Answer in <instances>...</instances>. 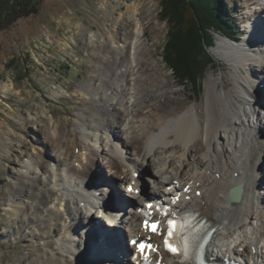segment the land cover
<instances>
[{"label": "bare ground", "instance_id": "6f19581e", "mask_svg": "<svg viewBox=\"0 0 264 264\" xmlns=\"http://www.w3.org/2000/svg\"><path fill=\"white\" fill-rule=\"evenodd\" d=\"M239 4L244 9L249 8L246 27L250 34L238 47L228 44L227 40L218 42V51L234 67L232 76L235 98L240 99L238 107L234 106L235 98L228 95L232 107L219 110V96L215 93V84L209 80L206 82V117L202 122L198 108L178 110L165 103L168 91L155 82L157 71L150 74L149 66L142 64L150 48L143 39L140 4L137 1L126 4L130 17L135 20L133 37L118 38L112 31L108 38L104 37L108 49L97 52L100 57L95 70L98 79L81 87L97 103L95 115L79 116L73 127L81 136L73 151L68 152L67 146L56 137L57 160L67 161V166L56 168L55 172L41 178L50 168L36 171L30 168L28 160L23 165L24 171L20 170L27 177L17 179V185L11 186L10 226L16 229L25 221L35 233L27 237L33 239V245L41 251L30 264H104L98 260L102 257L113 264L114 255L122 256L120 262L136 264V252L129 246V240L145 235L142 229L145 210L160 219L163 228L168 220L165 214H180L199 222L205 220L207 230L214 229L206 247L208 259L264 263V121L259 120L256 112L251 119L246 116L251 102L249 95L261 99L262 102L257 103L261 111L257 112L264 114V99L260 95L264 79H252L250 66L256 61L260 74L264 75V36H256L257 33L264 35V0H239ZM94 36L102 37L92 32L89 44L94 42ZM250 44L258 46L259 57ZM240 68L249 72V77H245ZM227 114L238 118L239 124L232 123ZM83 120L87 129L79 126L84 125ZM105 123L118 126L126 136L125 141L117 139L121 144L115 143L106 131L103 134L92 131L95 127L101 130ZM172 133L175 141L169 140ZM197 135L206 141V152L198 158H189V142ZM134 136L145 146L138 153L124 152L122 145H133ZM100 142L114 145L110 144L109 151L115 159L114 170L111 169L115 181L99 177L93 171L96 161L101 159ZM178 142L185 148L176 145ZM173 145L176 147H170ZM104 149L106 156L102 158L109 161L110 153ZM152 159L161 160L163 166L151 177L155 193L149 196L155 198L150 199L145 196L146 180L142 179V174L145 163ZM104 181L108 182L107 186ZM39 182L45 185L47 192L42 199L33 197L30 192ZM121 187L125 189L123 193ZM234 188L240 189L233 193L232 201L229 197ZM83 195L85 200H82ZM37 207H41V212ZM94 210L101 222L109 221L107 227L96 222L92 215ZM113 210L119 211V226L114 223ZM83 214L86 220L82 224ZM112 227L115 230H108ZM151 237L158 246L157 252L152 254L156 259H162L164 264H182L164 252L161 237ZM69 238L73 242L67 246ZM97 240L101 242L96 244ZM21 241L28 243L29 240ZM42 254L45 261L40 259Z\"/></svg>", "mask_w": 264, "mask_h": 264}, {"label": "rangeland", "instance_id": "374dc122", "mask_svg": "<svg viewBox=\"0 0 264 264\" xmlns=\"http://www.w3.org/2000/svg\"><path fill=\"white\" fill-rule=\"evenodd\" d=\"M136 1L140 4L137 5L139 18L143 22L145 31L143 39L150 48V53L146 55V60H143L142 64L146 68L149 66L150 74L157 71L158 78L155 82L161 84L160 88L167 89L169 98L165 99V103L168 107H175L178 110L198 108L202 122L206 117V82L209 80L215 84V93L219 96L217 99L219 110L222 111L230 105L228 95L235 98V83L232 76L234 67L218 51V42L227 40L228 44L238 47L250 34L246 27L248 25L246 14L249 8L241 7L239 0H223V2L227 15L234 19L241 36L237 41H233L222 35H215V44L209 52L214 57L216 65L207 67L196 87L180 84L165 62L166 49L174 42L171 36L174 28L168 20L162 18L164 10L162 0H42L37 15L21 19L8 30L0 33V264H30L40 256L38 253L41 251L33 245L34 240L27 237V235L35 236L32 228H29L25 221L22 227L13 229L14 227L10 226L11 186L17 185V179L27 177V174H21L20 170L24 171L23 165L28 160L30 168L36 171L50 168V171L41 178L55 172L56 168L62 169L67 166V161L57 160L56 137L59 143L67 146L68 152L73 151L75 144L79 143L81 134L77 133L73 126L77 124L80 115L92 117L97 110V103L84 93L81 87L90 80L98 79L95 70L99 65L100 57L97 52L108 49L104 37L108 38L111 31L118 38L133 37L135 20L130 17L126 4ZM92 32L102 37L97 39L94 36V42L89 44ZM256 36L264 35L257 33ZM253 45L249 46L256 49L255 56L259 57L258 46ZM250 66L252 79H264L256 61L251 62ZM239 71L245 77H249V72L245 69L240 68ZM173 88L175 90L172 92ZM263 93L264 88L260 89V95L264 99ZM239 100L235 98L234 106L238 107ZM249 100L251 102L247 107V118L251 119L256 112L259 120L264 121V114L258 113L261 108L257 103L262 102L261 99L249 95ZM226 116L232 120V123L239 124L238 118L229 114ZM83 122L84 125L81 123L79 126H85L87 129L86 122L84 120ZM109 126L113 128L110 129ZM92 131L97 134L106 131L108 136L119 144L121 143L117 139L125 141L126 137L118 126L110 123L108 125L105 123L101 130L95 127ZM90 137L93 138L94 135ZM132 140L133 145H122L124 152L138 153L145 146L137 136ZM169 140L175 141L173 133L170 134ZM110 144L114 146L113 143ZM110 144L100 142L101 150L98 155L101 159L96 161L93 171L99 177L115 181V176L111 172V169L114 170L115 159L109 151ZM176 145L185 148V145L182 146L179 142ZM206 145L203 137L197 135L189 142L188 157L203 156ZM104 148L110 153L109 161L102 158L106 156ZM160 166H163V163L159 159L145 163L142 179L146 180V194L155 191L151 177L158 172ZM27 181L30 182V179ZM103 183L106 186L108 184L106 181ZM116 185L119 186V182H116ZM119 189L122 193L125 191L124 187ZM26 191L28 192L29 189L27 188ZM30 192H33V197L37 199L47 196L42 182ZM82 200H85L84 195ZM36 209L41 212V207ZM84 215L82 221L80 220L82 224L86 220ZM92 215L96 217L97 223L104 228L107 227L109 221L101 222L95 210ZM76 226L77 224L74 230ZM39 228L43 232V228L41 226ZM17 237L19 240H16ZM25 238L29 240L28 243L21 241ZM72 242L73 240L69 238L67 246ZM76 243L80 242L76 241ZM68 251L72 253L70 248ZM41 258L46 260L43 254ZM98 260L110 264L107 257ZM122 264L126 263L122 262Z\"/></svg>", "mask_w": 264, "mask_h": 264}, {"label": "trees", "instance_id": "16d2710c", "mask_svg": "<svg viewBox=\"0 0 264 264\" xmlns=\"http://www.w3.org/2000/svg\"><path fill=\"white\" fill-rule=\"evenodd\" d=\"M42 0H0V33L19 20L37 15ZM163 16L174 28L165 62L178 82L196 87L207 67L216 65L209 49L215 35L238 40L237 24L225 11L223 0H162ZM165 50V51H166Z\"/></svg>", "mask_w": 264, "mask_h": 264}, {"label": "snow or ice", "instance_id": "6c2138e0", "mask_svg": "<svg viewBox=\"0 0 264 264\" xmlns=\"http://www.w3.org/2000/svg\"><path fill=\"white\" fill-rule=\"evenodd\" d=\"M172 225H173V222L170 220L169 221V235L171 236L173 233H172ZM153 230L155 231L156 229H155V226H153ZM165 244H166V246H167V244H168V241L166 240L165 241ZM169 250L170 251H173V252H175L176 251V249H174V248H169Z\"/></svg>", "mask_w": 264, "mask_h": 264}, {"label": "water", "instance_id": "95a60500", "mask_svg": "<svg viewBox=\"0 0 264 264\" xmlns=\"http://www.w3.org/2000/svg\"><path fill=\"white\" fill-rule=\"evenodd\" d=\"M239 189H240V188H236V189L231 190L230 197H229L230 200L234 201L233 193L239 191Z\"/></svg>", "mask_w": 264, "mask_h": 264}]
</instances>
